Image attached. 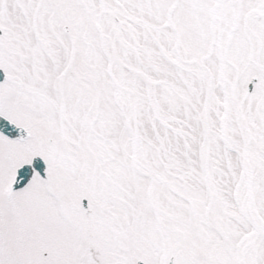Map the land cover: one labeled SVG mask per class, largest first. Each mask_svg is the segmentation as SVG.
<instances>
[{"label": "snow or ice", "instance_id": "snow-or-ice-1", "mask_svg": "<svg viewBox=\"0 0 264 264\" xmlns=\"http://www.w3.org/2000/svg\"><path fill=\"white\" fill-rule=\"evenodd\" d=\"M0 264H264V0H0Z\"/></svg>", "mask_w": 264, "mask_h": 264}, {"label": "water", "instance_id": "water-1", "mask_svg": "<svg viewBox=\"0 0 264 264\" xmlns=\"http://www.w3.org/2000/svg\"><path fill=\"white\" fill-rule=\"evenodd\" d=\"M0 78H2V74H0Z\"/></svg>", "mask_w": 264, "mask_h": 264}]
</instances>
